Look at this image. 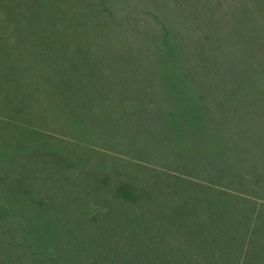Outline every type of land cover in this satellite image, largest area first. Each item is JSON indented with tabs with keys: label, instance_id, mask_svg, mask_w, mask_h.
<instances>
[{
	"label": "trees",
	"instance_id": "1",
	"mask_svg": "<svg viewBox=\"0 0 264 264\" xmlns=\"http://www.w3.org/2000/svg\"><path fill=\"white\" fill-rule=\"evenodd\" d=\"M0 264H264V0H0Z\"/></svg>",
	"mask_w": 264,
	"mask_h": 264
}]
</instances>
